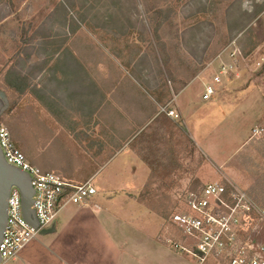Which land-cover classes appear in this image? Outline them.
<instances>
[{
	"label": "rangeland",
	"instance_id": "374dc122",
	"mask_svg": "<svg viewBox=\"0 0 264 264\" xmlns=\"http://www.w3.org/2000/svg\"><path fill=\"white\" fill-rule=\"evenodd\" d=\"M169 1L172 10L163 37L169 50L166 57L144 0H0V86L14 65L24 77L55 72L57 67L47 60L62 56L70 44L80 58L98 57L102 51L104 60L117 64L113 73L122 77L127 70L132 72L150 97L167 94L160 105L154 103L164 115L163 109H176V89L190 77L196 74L202 83L211 81L217 87L213 77L219 66L233 65L210 102L215 109L217 105L231 109L242 129L227 128L231 121L203 136L209 146L215 143V151L229 150L224 165L218 152L199 146L182 119L176 118L166 129L154 122V130L140 135L160 143L151 153L156 171L143 199L166 200L169 215L164 218L163 239H170L166 242L173 248L177 244L193 250L194 241L173 222L176 213L187 210L190 191L211 182L233 183L264 206V131L254 134L255 127H264V0ZM76 43L87 49L77 50ZM15 113L6 110L0 118L7 124ZM39 113L47 121L45 111ZM93 184L100 187L98 180ZM249 239L264 241V221L255 213L245 218L233 247L229 244L203 264H227L236 247Z\"/></svg>",
	"mask_w": 264,
	"mask_h": 264
},
{
	"label": "crops",
	"instance_id": "0c3cea01",
	"mask_svg": "<svg viewBox=\"0 0 264 264\" xmlns=\"http://www.w3.org/2000/svg\"><path fill=\"white\" fill-rule=\"evenodd\" d=\"M75 46L79 51L87 49L84 44ZM67 48L62 56L47 60L57 67L55 72L22 75L30 83L24 92L5 89L10 101L8 109L13 101L11 109H15L16 121L24 136L29 133V155L23 140L16 141L32 163L76 183L98 180L100 187L87 204H67L54 223L55 232L37 235L16 258L4 264L197 262L163 239L164 218L140 199L152 169L138 151L152 162L151 153L160 146L140 135L154 130V122L166 129L182 119L199 146L206 152H218L224 165L230 159L229 150L215 151V143L209 146L203 136L222 123L232 121L227 127L230 129L242 126L232 118L231 109L218 105L215 109L210 100L203 98L205 86L211 81L202 83L197 76L175 93L173 110L180 114L176 119L166 112L161 115L162 109L154 105H160L167 94L152 98L132 72L127 70L122 77L113 73L117 64L104 60L102 51L98 57L87 59L78 57L70 44ZM123 66L127 68L128 64ZM219 85L215 87L216 94ZM42 111L47 121L39 115Z\"/></svg>",
	"mask_w": 264,
	"mask_h": 264
},
{
	"label": "built area",
	"instance_id": "2783aa9c",
	"mask_svg": "<svg viewBox=\"0 0 264 264\" xmlns=\"http://www.w3.org/2000/svg\"><path fill=\"white\" fill-rule=\"evenodd\" d=\"M232 66L222 63L213 77L214 84H222ZM215 94V85L207 84L203 98L211 100ZM163 110L171 117L180 118L176 110ZM263 131L264 127L254 128L255 135ZM0 146L8 163L29 174L34 189L31 207L39 223L36 228L25 218L22 194L13 187L8 199V221L0 242V255L4 264L16 258L42 229L52 227L67 204H87L96 195L97 188L91 180L76 183L58 172L43 171L34 165L16 145L10 128L2 120ZM186 203L187 210L176 213L173 222L185 237L194 241L195 248L191 250L177 244L174 248L192 255L199 264H203L209 256L223 253L229 244L233 247L238 230L247 216L251 217L255 213L264 221V206L258 205L246 190L233 183H208L197 191L189 192ZM165 240L171 242L170 239ZM227 264H264V241H244L236 247Z\"/></svg>",
	"mask_w": 264,
	"mask_h": 264
},
{
	"label": "trees",
	"instance_id": "16d2710c",
	"mask_svg": "<svg viewBox=\"0 0 264 264\" xmlns=\"http://www.w3.org/2000/svg\"><path fill=\"white\" fill-rule=\"evenodd\" d=\"M144 3L146 5L147 11L151 14V19H152V25L151 26L153 27L154 37H155L157 43L160 46H162V48L164 49L163 54H164V56H166V54L168 53L169 50L166 48L167 43L164 41L163 37L167 33L166 27L169 25V23H168L169 18H170L169 12L172 10V8L170 6V1L169 0H144ZM195 75L193 77H195ZM193 77H190L187 80L186 84L189 83ZM186 84H184V86ZM184 86H182V87H184ZM7 87L17 89L20 92H24L25 90H27L30 87V83L27 80H24V78H22V73L20 71H18L16 69V67L12 66V67H9L7 69V71L5 73L4 80H3V86H0V89L5 91V89ZM182 87L176 89V91L179 92ZM12 107H13V101L11 103L10 109H8V112H12L14 110V109H11ZM0 120H2V119L0 118ZM7 125L11 130V133L13 135V139H14L16 145L20 148L16 139L17 138L22 139L24 144H25V147H26L25 152L26 153L28 152L27 154L29 155V153H30V146H29L30 139L29 138L27 139L26 135L24 136L23 129H22L21 125L17 123L16 117L11 116L10 119L8 120ZM20 149L23 151L22 148H20ZM26 153H25V155L27 156ZM138 153L143 158V160L151 167V169H152L151 178H152L155 171H156V166L154 165L153 162H151L149 160V158L141 150L138 151ZM27 158H28V156H27ZM43 171H46V170H43ZM151 178H150V180H151ZM150 182L151 181L148 182L144 191L140 194V199L143 200L158 215L162 216L163 218H167L169 214H168V205L166 203V200L159 199L158 201H151V202L148 201L147 202L143 199V194L145 192L149 191ZM201 188H199V189H201ZM190 192H192V191H190Z\"/></svg>",
	"mask_w": 264,
	"mask_h": 264
},
{
	"label": "water",
	"instance_id": "95a60500",
	"mask_svg": "<svg viewBox=\"0 0 264 264\" xmlns=\"http://www.w3.org/2000/svg\"><path fill=\"white\" fill-rule=\"evenodd\" d=\"M0 117L8 110L10 101L7 93L0 89ZM13 187L20 190L22 194L23 213L25 218L36 228L39 223L32 209L34 189L31 184L30 176L21 168L16 167L6 160L0 146V242L2 240L7 221H8V199ZM54 224L48 229H42L40 234H49L55 232ZM0 264L2 258L0 255Z\"/></svg>",
	"mask_w": 264,
	"mask_h": 264
}]
</instances>
